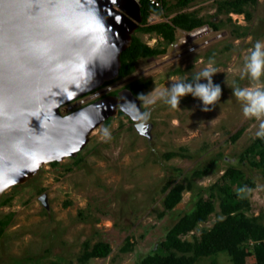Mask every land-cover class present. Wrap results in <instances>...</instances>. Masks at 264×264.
Returning <instances> with one entry per match:
<instances>
[{
    "label": "rangeland",
    "instance_id": "obj_1",
    "mask_svg": "<svg viewBox=\"0 0 264 264\" xmlns=\"http://www.w3.org/2000/svg\"><path fill=\"white\" fill-rule=\"evenodd\" d=\"M220 1L193 0L180 7L177 0H166L164 18L189 13L219 22L222 37L182 58L165 53L139 58L133 72L106 83L111 91L139 85L138 96L152 92L147 98L152 103L139 97L144 119L152 123L149 137L139 134L126 114L117 113L92 131L74 157L42 165L32 178L0 195V220L8 219L0 230V264H137L193 207L197 187L222 183L228 166L241 170L254 184L247 192V214L264 223V179L250 165L254 154L247 157L244 152L257 137L259 121L244 116L232 89L254 84L264 88V74L255 82L244 74L248 50L256 41L264 42V0L246 7L249 17L218 10ZM134 35L151 46L165 44L155 33L137 30ZM208 66L216 70L213 82L222 88L210 111H203L202 101L190 94L176 108L159 98L172 81L191 82L194 73ZM207 166L203 175L192 178L194 191L183 190L181 200L165 210L166 186L186 184L185 173ZM220 217L216 200L215 211L183 238L193 240L202 227H211ZM99 241L110 245L109 254L82 262L84 251ZM252 263L248 257L247 264ZM194 264L232 262L226 252H219Z\"/></svg>",
    "mask_w": 264,
    "mask_h": 264
},
{
    "label": "water",
    "instance_id": "obj_2",
    "mask_svg": "<svg viewBox=\"0 0 264 264\" xmlns=\"http://www.w3.org/2000/svg\"><path fill=\"white\" fill-rule=\"evenodd\" d=\"M143 20L135 0H0V195L74 157L118 111L150 136L129 88L67 114L60 106L119 76ZM41 202L46 205V195Z\"/></svg>",
    "mask_w": 264,
    "mask_h": 264
},
{
    "label": "trees",
    "instance_id": "obj_3",
    "mask_svg": "<svg viewBox=\"0 0 264 264\" xmlns=\"http://www.w3.org/2000/svg\"><path fill=\"white\" fill-rule=\"evenodd\" d=\"M191 1L193 0H177L176 5L183 7ZM255 2L256 0H222L219 2L218 10L227 14L243 13L245 17H249L246 7ZM162 4L163 7L160 9L153 7L146 0H140L143 20L138 26V31L155 33L164 43H167L174 39L176 28L192 29L209 24L215 29H220L219 22L206 21L189 13H177L167 21L148 23L147 18L150 13L164 16V10L167 8L166 0H163ZM164 45L163 47L149 46L133 35L131 45L121 54V68L118 77H124L133 72L134 64L139 58L163 54L166 50ZM139 87V85H132L127 88L138 97ZM118 113L123 114L121 111ZM110 120L111 118H108L105 122L108 123ZM244 152L247 157L254 154L255 159L250 161V165L258 168L264 179V139L256 137ZM172 154L170 152L166 156L169 157ZM56 163L57 161L51 162V164ZM209 167L193 169L189 173H185L183 179L186 184L182 181L173 185L168 184L165 188V190L169 188L168 192L162 200L164 209L171 210L181 200L183 190H193L192 178L203 175ZM220 178L222 183L216 182L210 187H197L199 191L196 194L193 207L168 229L159 247L143 257L137 264H194L201 258L212 257L219 252H226L232 264H247L248 257L253 258L252 264H264V223L259 220L258 216L247 214L250 209L247 192L239 191L254 184L245 179L242 171L235 166H228ZM204 193H206V197H204ZM216 200H218L222 217L216 219L211 227H202L199 236H194L193 240L183 238L190 231L196 229L200 223L205 222L209 215L215 211ZM7 222L8 219L0 220V230ZM85 245L88 246V243ZM110 250L108 243L99 241L84 251L81 260L85 262L90 258L106 257Z\"/></svg>",
    "mask_w": 264,
    "mask_h": 264
},
{
    "label": "clouds",
    "instance_id": "obj_4",
    "mask_svg": "<svg viewBox=\"0 0 264 264\" xmlns=\"http://www.w3.org/2000/svg\"><path fill=\"white\" fill-rule=\"evenodd\" d=\"M248 53L244 62V74L255 82L264 74V42L256 41ZM216 73L214 68L208 66L194 73L191 82L189 80L172 81L170 88L168 87L166 91L159 93V98L164 99L165 103L172 108H176L180 104V99L190 94L202 101L203 111H210V106H215L222 95V88L213 82V76ZM202 80H206L207 83H202ZM232 89L234 97L242 104L244 116L246 118L254 117L259 121L256 136L264 139V88L254 84L244 88L236 86ZM151 93L140 94L138 97L147 100ZM147 102L152 103L153 101L147 100ZM239 191L246 193L251 192L252 189L245 187Z\"/></svg>",
    "mask_w": 264,
    "mask_h": 264
},
{
    "label": "built area",
    "instance_id": "obj_5",
    "mask_svg": "<svg viewBox=\"0 0 264 264\" xmlns=\"http://www.w3.org/2000/svg\"><path fill=\"white\" fill-rule=\"evenodd\" d=\"M140 4V0H135ZM153 7L162 9L163 0H146ZM148 23H156L167 21L164 16L156 13H150L147 18ZM222 37L220 29H215L209 24H203L192 29L176 28L175 37L172 41L165 43V56L169 54L173 58H182L185 55H193L200 48L208 46L213 40H218ZM155 40V39H154ZM151 46L149 42L146 43ZM111 86L102 85L90 92H87L67 103L60 106L59 110L62 114H67L74 111L90 102H93L103 96H106L111 91Z\"/></svg>",
    "mask_w": 264,
    "mask_h": 264
},
{
    "label": "flooded vegetation",
    "instance_id": "obj_6",
    "mask_svg": "<svg viewBox=\"0 0 264 264\" xmlns=\"http://www.w3.org/2000/svg\"><path fill=\"white\" fill-rule=\"evenodd\" d=\"M119 90H116V91H110L107 95H115L118 93Z\"/></svg>",
    "mask_w": 264,
    "mask_h": 264
}]
</instances>
